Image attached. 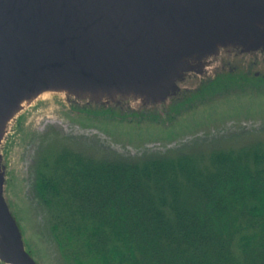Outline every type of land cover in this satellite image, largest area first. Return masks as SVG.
<instances>
[{
    "label": "water",
    "instance_id": "obj_1",
    "mask_svg": "<svg viewBox=\"0 0 264 264\" xmlns=\"http://www.w3.org/2000/svg\"><path fill=\"white\" fill-rule=\"evenodd\" d=\"M231 90L264 91V0H0V264H42L4 162L25 111L54 95L95 121L168 127Z\"/></svg>",
    "mask_w": 264,
    "mask_h": 264
},
{
    "label": "trees",
    "instance_id": "obj_2",
    "mask_svg": "<svg viewBox=\"0 0 264 264\" xmlns=\"http://www.w3.org/2000/svg\"><path fill=\"white\" fill-rule=\"evenodd\" d=\"M35 176L73 264H264V148L95 162L64 151Z\"/></svg>",
    "mask_w": 264,
    "mask_h": 264
},
{
    "label": "rangeland",
    "instance_id": "obj_3",
    "mask_svg": "<svg viewBox=\"0 0 264 264\" xmlns=\"http://www.w3.org/2000/svg\"><path fill=\"white\" fill-rule=\"evenodd\" d=\"M18 121L11 126L4 150L8 195L40 262L73 264L59 249L51 214L33 190L45 159L51 162L55 154L68 151L95 162L187 157L198 168L208 167L215 153L264 148V91L231 90L209 98L168 127L144 120L95 121L75 113L54 95L29 108Z\"/></svg>",
    "mask_w": 264,
    "mask_h": 264
}]
</instances>
